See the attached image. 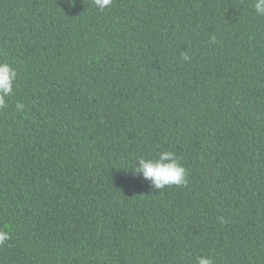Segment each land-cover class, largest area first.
Instances as JSON below:
<instances>
[{
	"label": "trees",
	"instance_id": "obj_1",
	"mask_svg": "<svg viewBox=\"0 0 264 264\" xmlns=\"http://www.w3.org/2000/svg\"><path fill=\"white\" fill-rule=\"evenodd\" d=\"M254 2L0 0V264H264ZM161 151L186 186L133 175Z\"/></svg>",
	"mask_w": 264,
	"mask_h": 264
},
{
	"label": "clouds",
	"instance_id": "obj_2",
	"mask_svg": "<svg viewBox=\"0 0 264 264\" xmlns=\"http://www.w3.org/2000/svg\"><path fill=\"white\" fill-rule=\"evenodd\" d=\"M112 2L113 0H93L94 6L101 12L108 9ZM253 9L257 16L264 17V0H255ZM209 42L215 43L216 37L213 35ZM181 59L188 62L190 56L182 52ZM17 80L18 71L10 63L0 61V110L7 107V98L14 94ZM15 107L17 111H23L25 106L17 102ZM134 162L139 166L132 170L133 175H142L144 179L151 182L155 190L171 186H186L188 183L187 171L172 151H161L155 158L140 157ZM9 238L7 231L0 230V246H3ZM196 264H215V262L210 256H200L196 259Z\"/></svg>",
	"mask_w": 264,
	"mask_h": 264
}]
</instances>
